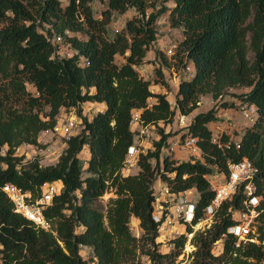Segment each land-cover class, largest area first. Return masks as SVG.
I'll return each instance as SVG.
<instances>
[{"label":"trees","instance_id":"trees-1","mask_svg":"<svg viewBox=\"0 0 264 264\" xmlns=\"http://www.w3.org/2000/svg\"><path fill=\"white\" fill-rule=\"evenodd\" d=\"M92 1L0 0V264H137L141 253L151 264H177L187 233L172 237L170 249L163 247L162 222L154 218L155 181L160 177L175 192L199 191L196 216L186 224L191 232L214 196L208 175L244 157L257 167L252 181L260 196V241L239 242L228 232L235 222L230 207L243 205L240 191L222 205L212 228L193 234L192 261L178 264H264V0H106L103 18ZM130 8L137 13L110 33L113 11ZM167 11L171 26L183 29L175 63L192 67L177 81L174 105L168 92L151 88L156 83L170 90L163 68L153 79L140 72L158 41L157 20ZM236 86L244 90L233 95L255 106V118L238 139L227 132L215 136L209 123L218 120L219 106H235V100L193 112L203 94L218 99ZM88 101L105 107L88 116L82 106ZM62 107L77 109L80 128L64 139L57 160L41 164L17 154L24 144L43 145L40 134L54 127ZM135 113L142 126L193 113L180 134L196 138L204 160L173 158L172 135L160 127L154 147L140 153L137 172L124 174L136 140ZM49 181H58L60 190L44 208L50 223L45 228L15 210L3 185L15 183L36 197ZM111 189L116 196L99 204ZM220 238L217 254L212 248ZM84 246L91 258L82 254Z\"/></svg>","mask_w":264,"mask_h":264},{"label":"rangeland","instance_id":"rangeland-1","mask_svg":"<svg viewBox=\"0 0 264 264\" xmlns=\"http://www.w3.org/2000/svg\"><path fill=\"white\" fill-rule=\"evenodd\" d=\"M162 2V1H161ZM160 2V4H161ZM93 8L95 10V14L98 17L103 18V10L107 7L106 0H93L92 1ZM159 7V6H158ZM152 9V7H150ZM137 13L135 8H130L125 12H119V11H113V14L111 16V19L108 23V29L109 32H113V30L121 27L127 18L131 17L133 14ZM157 26H158V39H165L167 42L171 43H177L178 47L175 48V54L170 56L165 54L159 47V42L156 40L149 51L147 52V56L145 57L143 63L140 65V72L143 74L146 78H154L156 77V69L158 67L163 68L166 79L170 84V90L167 89L165 86H162L161 84H156L152 83L151 88L155 91L157 90H166L169 95V99L171 100L172 104H175V91L177 88V81L179 78L187 73L188 71H191V66H189L187 69H184L182 66H178L176 62L177 57V51L179 48V43L183 38V29L182 27L178 26H171L170 23V18H169V11L163 13L159 19L157 20ZM60 50L62 54H68L70 52V48H68L66 45L61 44L60 45ZM149 56V58H147ZM166 58V60H165ZM118 59L121 60L122 56L118 55ZM244 90L243 87L236 86V87H231L227 92L224 93L223 96H220L218 99L213 98L211 94H203L200 96V101H199V106L195 109V112L201 111V110H207L212 106H219L220 102L223 100H235L236 105L231 106V107H223L219 106V118L216 121L210 122L211 127L214 130L215 136L220 135L222 132H227L229 133L233 138L238 139L241 135V132L243 131L244 127L248 124H251L253 120L250 118L246 117L244 115V110L247 107L245 103H241L240 98L237 96H234L233 93H238ZM153 100V98H151ZM83 106V113H85L88 116H92L95 111L100 109L102 105L94 104L92 102H85L82 104ZM191 113V115H193ZM71 115H78L77 109L75 107H62L58 116V119L60 120H65L67 117ZM79 116V115H78ZM181 121L179 120L178 115H176L175 119L172 122H169L165 124L163 121H161L158 124H150L148 126H145V130L141 131V125H133L134 128L136 129V138L141 140L143 142V146L147 148H153L154 147V140H157L160 138V127H164L167 132L171 133V140L172 138H178L181 131L184 129V127L180 123ZM80 128V126L75 129L77 131ZM41 143L43 144L42 146H37V145H31V144H24L21 147L17 149V154H25L27 157H37L40 161L41 164H48L55 162L57 160L58 154L56 152L62 151L64 148V137L63 135L48 131V132H41L40 137H39ZM51 147L52 149H55L56 152L53 151H48L47 148ZM168 150L165 148L164 152H167ZM171 156L175 159H185V158H198L201 160H204L202 153H199L200 151H193L192 148H189L187 151L184 149L176 148L175 151H170ZM215 167V166H214ZM139 169L138 164H133L130 167H127L126 169L123 170L124 174L128 173H135ZM215 171H220L215 170ZM223 177V175H222ZM156 187L155 190L157 192L161 191L164 186V181L161 180L159 177L155 181ZM190 196L193 197V200L196 201L199 197V191L195 188L190 190ZM116 196V193L114 190H108L106 191L98 200L99 204L106 205L108 200ZM215 222V219L213 218H208L207 220L199 221L196 224H194L193 229L194 231H199V230H206L209 228H212L213 224ZM131 227L133 232L137 235L140 236L142 233V228L139 224L138 221L134 217L131 219ZM173 228H177V231H174L173 234L175 236L179 235L178 232H187L186 226L176 223ZM255 241H260L258 237V232H257V222L255 226ZM188 237V235H187ZM188 239V238H187ZM243 240L244 242L247 239L244 238H238V241L240 242ZM223 238L218 239L214 244H213V251L216 252L217 254L222 252V245H223ZM197 248V243L194 241L193 236L191 239H188L186 241L185 247L183 249V252L178 256L177 262H191L193 259V251ZM82 254L85 257H90L91 256V251L88 247L84 246L82 247ZM91 258V257H90ZM177 263V264H178ZM90 264H97L94 262V259H91ZM137 264H151L150 260L145 254H140L138 258V263Z\"/></svg>","mask_w":264,"mask_h":264},{"label":"built area","instance_id":"built-area-1","mask_svg":"<svg viewBox=\"0 0 264 264\" xmlns=\"http://www.w3.org/2000/svg\"><path fill=\"white\" fill-rule=\"evenodd\" d=\"M56 39L61 41L62 37L57 35ZM158 42L160 49L165 54L170 56L175 54V48L178 47L177 43L167 42L163 38L158 39ZM243 112L246 117L254 120L256 112L255 106H247ZM178 117L181 125L184 127V132H187V126L191 122L192 115L181 113ZM138 121L139 113H135L132 124L138 125ZM79 125L80 117L78 115H71L65 120L58 119L53 128L44 131L56 132L63 135L64 138H67L75 132V129ZM140 128L141 131H144L146 127L141 125ZM176 148L186 151L192 148L193 151H200L199 153H202L200 147L196 144V138L189 133L184 137L180 134L178 138L175 137L172 140L168 150L175 151ZM47 150L56 152L51 147H48ZM141 152H145V147L142 143L135 140L128 148L124 169L136 164ZM56 154H59V152H56ZM256 171L257 167L255 164L247 157H244L239 161H229L227 171L220 170L210 173L208 177L210 185L214 190V196L211 202L205 207L204 216L200 217L197 222L207 220L208 218L215 219L216 213L222 205L226 201L232 200L237 193L242 191L245 194L243 205L234 208L230 207L235 222L228 227V232L237 235L238 238L254 240L256 234L254 229L257 222L256 216L259 214L256 206L260 202V196L253 193L254 183L252 178ZM3 190L13 202L17 212H20L37 225L49 228L50 223L44 214V208L52 201L55 193L60 190V183L58 181L46 182L43 186L42 193L36 197L30 191H25L22 187L12 182L5 183ZM190 190L192 189L175 192L165 183L163 189L156 192L154 218L162 222L161 234L165 249H170L173 246L171 239L175 236L173 232L177 231V228H171L176 223L186 226L187 223H192L196 216V201L189 195ZM248 195L249 197H247ZM180 233L178 232V234ZM186 233L188 239H191L195 231Z\"/></svg>","mask_w":264,"mask_h":264},{"label":"crops","instance_id":"crops-1","mask_svg":"<svg viewBox=\"0 0 264 264\" xmlns=\"http://www.w3.org/2000/svg\"><path fill=\"white\" fill-rule=\"evenodd\" d=\"M147 58H149V56H148ZM157 91H159V90H157ZM160 91H166V90L161 89ZM88 102H92V101H88ZM92 103H94V104H98V105H102V107H101L100 109H102V108L105 107V103H104V102H96V101H94V102H92ZM209 125H210V123H209ZM210 127H211V125H210ZM211 128H212V127H211ZM212 129H213V128H212ZM136 141H137V142H140V143L143 144V142H142L141 140H139L138 138H136ZM64 144H65V142H64ZM164 184H165V182H164ZM155 186H156V184H155ZM192 189H194V188H192ZM134 218L136 219V221H138V218H137V217H134ZM138 222H139V221H138Z\"/></svg>","mask_w":264,"mask_h":264}]
</instances>
